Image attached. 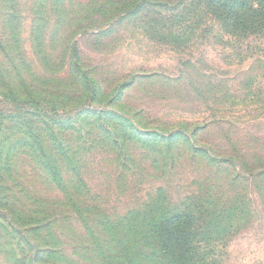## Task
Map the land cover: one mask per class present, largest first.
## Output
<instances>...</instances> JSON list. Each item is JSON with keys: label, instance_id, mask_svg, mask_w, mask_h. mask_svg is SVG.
Wrapping results in <instances>:
<instances>
[{"label": "rangeland", "instance_id": "obj_1", "mask_svg": "<svg viewBox=\"0 0 264 264\" xmlns=\"http://www.w3.org/2000/svg\"><path fill=\"white\" fill-rule=\"evenodd\" d=\"M181 1L0 0L3 137L20 134L13 122L20 112L3 96L7 86L20 88L23 98L34 93L41 102L43 112L26 115L22 129L37 131L47 147L45 133L53 131L75 149L73 128L91 121V113L77 111L87 106L120 112L141 131H181L187 137L168 150L127 140L113 150L90 124L76 146L85 185L64 199L42 179L25 153L28 146L3 149L4 155L11 153L12 178L21 187L8 184L18 203L28 207V194L46 202L53 215L57 241L42 234L41 239L61 252L55 264H88L81 256L94 243L90 237L98 235L99 244L105 239L98 225L152 200L178 205L211 194L219 206L243 197L249 211L216 240L211 264H264V182L239 173L235 183L231 164L243 170L264 167V44L238 45L209 19L192 16L176 23L178 18L170 16L183 14L190 0L178 7ZM78 70L99 90L96 99L83 97ZM194 146L217 159L205 160ZM23 248L31 255L36 250ZM19 253L18 247L1 246L0 264L19 262Z\"/></svg>", "mask_w": 264, "mask_h": 264}, {"label": "trees", "instance_id": "obj_2", "mask_svg": "<svg viewBox=\"0 0 264 264\" xmlns=\"http://www.w3.org/2000/svg\"><path fill=\"white\" fill-rule=\"evenodd\" d=\"M184 1L178 3V7ZM141 4L142 2L136 6ZM181 11L183 14L175 11L170 16L178 18L176 23L189 21L192 16L209 19L223 34L233 38L238 45L246 44L249 40L264 44V0H190L183 4ZM171 22L172 18L169 24ZM71 53L72 57L73 55L76 57L74 46L71 48ZM77 74L76 80L79 82L83 97L96 99L99 90L96 89L87 73L78 70ZM32 94L34 93L23 98L21 89L17 86H7L6 92L3 93L5 100L10 101V104L17 107V111L20 112V115L13 120L15 127L19 128L16 131L18 133L20 131V134L11 138L8 135L3 137L2 132L0 133V247L5 245L9 250H13L14 246L20 249L21 258L18 259L19 262L14 261L13 264H55L61 252L55 245L43 243L41 239L43 235L48 236V240L57 241V238L52 235L50 226L53 215L49 213L46 202L32 200L28 194L24 195L25 200L29 202L28 207L18 203L12 187L8 184H13L14 188L19 190L21 187L14 183L12 178V172L15 171L10 169L11 160L8 157L11 153L5 152L4 155L3 149L20 144L28 146L27 151L30 152L25 153H29L28 156L33 165L41 169L42 179L54 185L64 199L71 191H79L85 185L79 171L80 153L76 146L90 124L92 128L99 131L98 133L105 136L104 139L113 150L122 148L125 140L138 142L148 149L159 147L160 150H168L172 146L171 143L181 141L183 138L187 139V137L181 131L167 133L155 130L141 131L136 128L137 124L123 117L120 112L79 106L80 110L77 114L91 113V116H87L91 121L83 125L77 116L80 124L77 123L78 125L73 128V134L76 135L75 149H70L63 137L53 131L45 133L49 143L47 147L37 131L22 129L25 123H28L24 121L26 115L43 112L41 102L36 101ZM120 94L119 90L116 96L120 98ZM192 149L194 152L201 153L207 161L217 159L215 154L208 150L195 146ZM4 157L6 159L2 161ZM256 157L252 158L258 160ZM231 164L238 172L233 177L235 183L239 182L237 179L239 173L246 174V177L254 181L264 182V167H250L243 170L236 167L234 163ZM65 170H67V179L64 176ZM258 186L261 188V185ZM234 199L236 200L230 199L219 206L220 201L213 194L205 198L194 195L178 205L157 198L148 205L98 225L105 239L102 244H99L98 241L101 239L97 240L98 235L91 236L90 240L94 243L84 247L85 255L81 256V259L88 264H123V262L127 264H211L210 257L214 255L212 252L216 246V240L230 232L236 221L249 213L243 197ZM76 208L75 204L74 210ZM5 238H7L6 241ZM40 243L43 244L41 248ZM24 246L36 250L31 255V252L23 248Z\"/></svg>", "mask_w": 264, "mask_h": 264}]
</instances>
